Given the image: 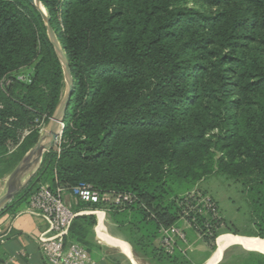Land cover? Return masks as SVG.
Instances as JSON below:
<instances>
[{"label": "trees", "instance_id": "1", "mask_svg": "<svg viewBox=\"0 0 264 264\" xmlns=\"http://www.w3.org/2000/svg\"><path fill=\"white\" fill-rule=\"evenodd\" d=\"M39 1L73 91L60 151L44 155L0 216L23 210L44 183L66 191L86 183L101 194H129L132 202L78 203L74 212L103 210L128 231L134 250L151 247L163 264H189L178 249L164 252L159 232L178 224L183 196L218 173L241 185L251 237L264 241V59L245 64L234 54L242 33L255 41L264 30V0H192L227 8L211 16L174 7L181 0ZM33 65L28 83L11 77ZM62 81L39 13L25 0H0V178L37 141L34 127L48 123ZM196 224L214 251L222 218L198 216ZM95 225V216L81 215L69 229L68 240L90 256ZM246 261L264 264V255L251 252Z\"/></svg>", "mask_w": 264, "mask_h": 264}, {"label": "built area", "instance_id": "2", "mask_svg": "<svg viewBox=\"0 0 264 264\" xmlns=\"http://www.w3.org/2000/svg\"><path fill=\"white\" fill-rule=\"evenodd\" d=\"M39 131L41 132V129ZM59 140L60 137L57 142ZM59 151V148H56V152ZM64 191L65 189L60 186L51 188L48 185H41L30 196L28 206L24 211L25 214L40 218L46 226L45 231L36 239L44 264H95L86 249L78 243L69 241L68 236L75 217L94 214L97 211L74 212L63 201ZM69 193L76 203L82 204L121 206L132 202L129 194H101L86 183H78L70 188ZM183 197L186 204L178 224H182L184 227H178L177 224L168 229H161L159 232L158 244L167 254H172L175 249L180 250L183 254L186 253L190 245L186 235L187 229L192 231L195 241H202L203 236L196 224L198 216H204L207 220L210 218L212 220L219 219L217 207L210 196L194 192L186 193Z\"/></svg>", "mask_w": 264, "mask_h": 264}, {"label": "rangeland", "instance_id": "3", "mask_svg": "<svg viewBox=\"0 0 264 264\" xmlns=\"http://www.w3.org/2000/svg\"><path fill=\"white\" fill-rule=\"evenodd\" d=\"M174 7H183V8L191 9L192 11L198 12L205 16H211L217 12L227 13L226 7L205 6L199 2L192 0H181L175 3ZM228 8H229L228 14H230V6ZM249 33L250 32L242 33L241 35L242 39L238 41V44H240V46L234 49L235 50L234 54L242 57L245 64H247L251 60L252 61L256 60L259 62L264 59V30L261 31L259 35L255 37V41H249L243 38L244 35H247ZM35 65L31 67L22 68L16 71L12 73L11 77L19 82L28 83L34 73L33 69ZM8 84H9L8 80L3 81L2 88H5ZM63 91H64V83H63L62 94ZM46 125L47 123L45 124V121H41L37 126L34 127L37 136L41 133L39 130L41 129L42 131L46 127ZM30 133L31 131L29 133H26L25 135H28ZM59 143L60 140L59 142H57L56 147L52 148L53 151H56V148H58ZM5 179L6 177L0 178V196L4 193ZM194 192H199V193L205 192L210 197H212L217 206L218 214L225 223L222 224L220 227V232H219L220 234L218 235V242H216L215 247H217L219 241L225 238L226 236H230V235L244 236V237L252 236L253 229L249 222L248 208L244 199L242 187L237 181H235L232 178H228L223 174H218V173L213 174L207 177L206 179H204L199 184H197V186L193 188L189 193H194ZM106 216L109 219L107 214ZM177 226L184 227L182 224H178ZM117 229H118L117 232L118 238L130 244L131 238L128 235V231L119 228ZM186 235L191 245V249H194L196 245L198 246L200 245L199 248H197V251L187 256L188 259H186V261L189 264H202L203 261H206V259L212 254L213 250L201 246L203 245L202 241H197L193 243L194 237L192 231H188L187 229ZM118 243L126 244L125 242H118ZM134 248L135 250L134 249L133 250L137 256L139 264H163L162 262L158 261L153 257V254L151 253L152 251L151 247H146L147 249L144 250L145 247H142L141 245H134ZM224 252L225 253H223L220 262L217 264H244L245 262H247L246 259L248 253H251L249 250L240 246L230 247L228 248V250L226 249Z\"/></svg>", "mask_w": 264, "mask_h": 264}, {"label": "crops", "instance_id": "4", "mask_svg": "<svg viewBox=\"0 0 264 264\" xmlns=\"http://www.w3.org/2000/svg\"><path fill=\"white\" fill-rule=\"evenodd\" d=\"M10 172L5 176L6 178ZM43 185L49 186L50 184L44 183ZM63 201L70 206L73 211L78 210L79 204L74 201L69 191H64ZM27 206L15 214L7 212L0 216V264H44L36 239L45 231L46 226L40 218L24 213ZM85 210L86 209L81 211ZM96 211L97 212L94 214H88L93 215L96 218V225L92 229L90 239V243L93 245L91 258L94 260L95 264H139L131 245L118 238L117 226L108 219L106 214L101 210ZM99 214H102L103 216L101 222L99 220ZM103 237L121 247L123 246L117 242H125L128 244L127 246L131 249L128 250L131 251L133 260H129V258L122 254L118 249L101 244V239ZM195 242L197 241H195L194 238L193 243ZM202 244L203 245L201 246L204 248L207 247L204 243ZM197 246L198 245H196L194 249H191V245H189L185 254L189 256L191 253L197 251V248H199L200 245ZM206 261H203L202 264H205Z\"/></svg>", "mask_w": 264, "mask_h": 264}, {"label": "water", "instance_id": "5", "mask_svg": "<svg viewBox=\"0 0 264 264\" xmlns=\"http://www.w3.org/2000/svg\"><path fill=\"white\" fill-rule=\"evenodd\" d=\"M41 16L48 41L53 47L61 66L64 91L46 127L41 131L35 144L21 157L19 162L7 176L4 193L0 196V212L13 201L29 184L39 171L44 155L48 153L61 136L66 109L73 91V80L67 59L57 36L49 24V19L39 0H25ZM224 253V252H223Z\"/></svg>", "mask_w": 264, "mask_h": 264}, {"label": "bare ground", "instance_id": "6", "mask_svg": "<svg viewBox=\"0 0 264 264\" xmlns=\"http://www.w3.org/2000/svg\"><path fill=\"white\" fill-rule=\"evenodd\" d=\"M98 216H99V220L101 222L103 219V216H102V214H99ZM217 242H218V239H217ZM101 244H105L109 247L118 249L119 251H121L122 254H124L126 257H128L129 260L130 259L133 260V256H132L131 251L115 244L114 242L108 241L107 238L103 237L101 239ZM234 246H240V247H243V248L249 250L250 252H256V253H260V254L264 255V241L263 240H260L258 238H254V237L226 236L225 238H223L222 240L219 241V244L217 245L215 250L212 252V254L210 255L209 259L206 261L205 264H217V263H219L221 258H222L223 252L226 249L228 250V248L234 247Z\"/></svg>", "mask_w": 264, "mask_h": 264}]
</instances>
